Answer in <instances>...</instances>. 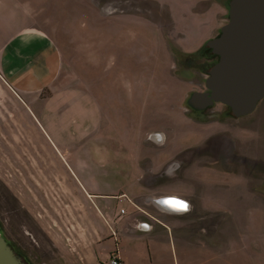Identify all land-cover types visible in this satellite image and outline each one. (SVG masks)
Wrapping results in <instances>:
<instances>
[{
	"label": "rangeland",
	"instance_id": "1",
	"mask_svg": "<svg viewBox=\"0 0 264 264\" xmlns=\"http://www.w3.org/2000/svg\"><path fill=\"white\" fill-rule=\"evenodd\" d=\"M27 2L31 11L36 5V24L75 37L73 46L62 42L65 76L54 83L26 91L0 73V224L24 260L65 264L58 245L68 243L67 226L81 230L84 213L72 169L83 182H96L97 192L126 188L129 145V155H149L144 166L154 172L142 183L157 198L177 194L198 206L207 179L213 208L227 211L213 212V238L237 239L245 249L230 257L224 250L213 264H264V127L249 126L253 116L194 123L185 110L201 87L175 74V58L204 47L228 23L229 0ZM220 144L234 156L223 158ZM112 158L120 163L110 165ZM116 165L114 179L109 171ZM169 252L165 246V264Z\"/></svg>",
	"mask_w": 264,
	"mask_h": 264
},
{
	"label": "crops",
	"instance_id": "2",
	"mask_svg": "<svg viewBox=\"0 0 264 264\" xmlns=\"http://www.w3.org/2000/svg\"><path fill=\"white\" fill-rule=\"evenodd\" d=\"M32 5L31 11L27 0H0V73L8 84L18 83L26 91L30 84H51L65 76L63 71L68 53L63 49L62 42L73 46L75 37L73 32L60 29L53 33L46 25L36 24L38 14L31 13L36 10V5ZM215 5L220 7L221 14H226V6L221 3ZM43 12L41 16L45 21ZM226 24H222L221 28ZM57 72L54 78L48 80ZM82 104L83 110L84 99ZM148 158L149 155L144 154L129 155L128 145L127 187L118 190L116 185V190L109 193L97 192L96 182H83V176L72 169L71 180L78 197H81L79 199H82L84 213L78 226L81 230L67 226L73 238L68 234V243L58 245L65 264H108L113 254H118L124 264H165V246L170 250L167 263L171 264H202L204 256L206 264H213V257H217L215 255L223 254L226 250V256L230 257L235 255L238 246L239 252H245L243 245H240L242 242L237 239L230 243L213 238V212L227 211L220 207L213 208L210 195L205 192L207 179L201 178L204 194H201L198 206L174 194L168 196L188 202L189 209L180 213L163 209L160 201L166 196H153L152 190L142 183L148 173L152 175L154 172L144 166L143 161ZM112 160L110 165L120 163L116 158ZM110 169L112 178L117 179V165ZM87 177L96 180L90 175ZM196 180L200 181L198 178ZM120 190L123 193L120 194ZM112 203L116 206L114 211ZM122 210L125 212L122 213ZM96 217L100 219L99 223ZM109 224L113 226L109 227ZM108 248L112 251L110 255L105 252Z\"/></svg>",
	"mask_w": 264,
	"mask_h": 264
},
{
	"label": "water",
	"instance_id": "3",
	"mask_svg": "<svg viewBox=\"0 0 264 264\" xmlns=\"http://www.w3.org/2000/svg\"><path fill=\"white\" fill-rule=\"evenodd\" d=\"M207 45L219 61L209 71V92L195 93L191 103L196 108L221 103L237 116L254 111L264 99V0H230L228 23ZM167 199L174 197L160 201L163 209L167 208L163 203ZM0 264H28L1 230Z\"/></svg>",
	"mask_w": 264,
	"mask_h": 264
},
{
	"label": "flooded vegetation",
	"instance_id": "4",
	"mask_svg": "<svg viewBox=\"0 0 264 264\" xmlns=\"http://www.w3.org/2000/svg\"><path fill=\"white\" fill-rule=\"evenodd\" d=\"M221 32V29H220ZM217 35V37L220 35ZM214 39V38H213ZM210 41V40H209ZM208 43V42H207ZM195 50L193 52H186L181 53V58H175L174 64H175V74L180 77L184 83L192 84V85H199L201 87L200 91H195L191 93V96L189 98L188 104L190 105L189 113H187V117L191 121H193L196 124L200 125H211V124H218V125H227L229 120H239V121H246L248 118L252 117L251 121L249 122V126L251 127H264V107L261 108V104L264 102V99H262L256 109L248 114L237 116L234 114L231 109L221 103H215L213 106H206L204 108H196L192 103L191 99L195 93H207L209 92V89L206 86L207 78L209 75V71L211 68L219 61V56L216 55L213 50L208 47V45ZM209 49V50H208ZM191 59V60H190ZM182 69L185 71L186 76L180 75L178 73L179 69ZM177 72V73H176ZM197 75H200L204 77L207 75V78L200 81V78L197 77ZM206 77V76H205ZM199 80L200 82H197ZM263 131V130H262ZM217 150L219 153H221L224 157L233 155V148H229L228 145L223 146L220 144V146L217 147ZM27 218H30L29 211H25ZM0 230L3 237L7 240L8 244L11 245L10 241L6 238L4 234L3 226L0 224ZM11 247L16 251L17 254L18 251L11 245ZM20 255V254H19ZM30 264L29 262H27Z\"/></svg>",
	"mask_w": 264,
	"mask_h": 264
},
{
	"label": "snow or ice",
	"instance_id": "5",
	"mask_svg": "<svg viewBox=\"0 0 264 264\" xmlns=\"http://www.w3.org/2000/svg\"><path fill=\"white\" fill-rule=\"evenodd\" d=\"M163 203L167 204L169 207H172L175 210L186 211L188 208V205L185 202L176 199L166 200L163 201Z\"/></svg>",
	"mask_w": 264,
	"mask_h": 264
},
{
	"label": "built area",
	"instance_id": "6",
	"mask_svg": "<svg viewBox=\"0 0 264 264\" xmlns=\"http://www.w3.org/2000/svg\"><path fill=\"white\" fill-rule=\"evenodd\" d=\"M125 211L122 210V213H124ZM108 264H124L120 258V256L118 254H113L110 257L109 263Z\"/></svg>",
	"mask_w": 264,
	"mask_h": 264
},
{
	"label": "bare ground",
	"instance_id": "7",
	"mask_svg": "<svg viewBox=\"0 0 264 264\" xmlns=\"http://www.w3.org/2000/svg\"><path fill=\"white\" fill-rule=\"evenodd\" d=\"M174 199H176L175 197H174ZM167 200H170V199H167ZM176 200H179V199H176ZM165 204V203H164ZM166 206H167V208H169V210L166 208V207H164L167 211H170V210H174V211H176L177 213H180V211L181 210H175V209H173L172 207H169L167 204H165ZM189 207H190V204H188V209H189ZM173 211V212H174ZM170 212H172V211H170Z\"/></svg>",
	"mask_w": 264,
	"mask_h": 264
},
{
	"label": "trees",
	"instance_id": "8",
	"mask_svg": "<svg viewBox=\"0 0 264 264\" xmlns=\"http://www.w3.org/2000/svg\"><path fill=\"white\" fill-rule=\"evenodd\" d=\"M229 2H230V0H229ZM229 2L227 3V8L229 9ZM209 50V49H208Z\"/></svg>",
	"mask_w": 264,
	"mask_h": 264
}]
</instances>
